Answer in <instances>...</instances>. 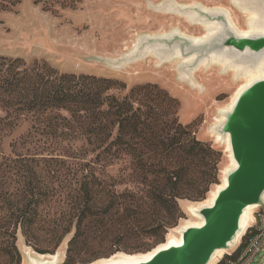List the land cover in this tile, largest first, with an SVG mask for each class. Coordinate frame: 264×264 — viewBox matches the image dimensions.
<instances>
[{"label": "rangeland", "instance_id": "1", "mask_svg": "<svg viewBox=\"0 0 264 264\" xmlns=\"http://www.w3.org/2000/svg\"><path fill=\"white\" fill-rule=\"evenodd\" d=\"M198 11L231 16L240 31L250 30L253 13L259 25L264 23L260 0H0V56L20 58L29 65L44 62L61 74L117 81L125 88L111 93L119 98L144 85H154L165 92L178 103L179 122L188 125L196 140L216 152L218 183L210 188L206 199L231 167L224 141L215 140L214 128L232 93L247 76L244 65L237 70L231 63L218 59L187 64L175 57L172 49L159 47L156 39L174 34L202 38L209 30L208 24L214 23L203 21L197 16ZM30 126V117L20 121L19 127L0 145V264L15 263L12 239L7 234L14 228L13 223L9 224V216L23 206L16 195L29 181L33 193L45 192L47 197L33 212L40 218L33 226L38 236L35 246L25 242L17 227L15 246L20 264H27L29 257L38 255H54L55 264H91L120 252H149L176 235L178 228L192 218L187 208L202 202L179 201L182 218L168 230L164 242L157 244L150 234L138 232L141 223L137 221L130 234L117 222L110 230L93 235L101 230L96 222L100 216L95 215L96 218L85 221L84 235L68 253V243L76 229L71 189L86 181L83 176L89 173L87 181L98 192L96 205L101 207L103 191L121 193L135 182L133 166L124 156L118 160L103 155L102 162L88 163L97 152L92 154L83 140L54 141L40 135L28 138ZM22 158L37 162L23 163ZM154 162L161 163L160 167L170 164L164 156L154 157ZM84 163L88 165L82 167ZM256 213L264 215V199ZM65 229L71 232L58 247L45 242L50 233ZM248 237L249 233L242 237V246ZM233 249L215 264L224 261ZM251 264H264V250Z\"/></svg>", "mask_w": 264, "mask_h": 264}, {"label": "trees", "instance_id": "2", "mask_svg": "<svg viewBox=\"0 0 264 264\" xmlns=\"http://www.w3.org/2000/svg\"><path fill=\"white\" fill-rule=\"evenodd\" d=\"M124 88L110 79L61 74L44 62L29 65L20 58L0 56V145L20 121L30 117L28 138L83 140L92 154L97 152L88 163L102 162L103 155L118 160L124 156L133 166L135 182L121 193L103 191L101 207L96 205L98 192L87 181L89 173L83 176L86 181L71 189L76 229L68 253L84 235L85 221L95 215L100 216L96 222L101 230L93 235L110 230L117 222L130 234L137 221L141 223L139 233L150 234L154 244L163 243L168 230L182 218L179 201H203L218 183L216 152L179 122L178 103L154 85L137 86L122 98L111 93ZM143 147H150V152ZM157 156L167 158L169 166L160 167L161 163L154 162ZM22 162L37 161L22 158ZM30 186L29 181L16 195L24 204L9 216V224L14 226L7 232L12 239L11 252L16 255L14 264H20L15 246L17 227L26 243L35 246L38 242L33 226L40 218L33 212L47 196L45 192L33 193ZM70 232L56 231L44 240L56 248ZM228 258L218 264H226Z\"/></svg>", "mask_w": 264, "mask_h": 264}, {"label": "water", "instance_id": "3", "mask_svg": "<svg viewBox=\"0 0 264 264\" xmlns=\"http://www.w3.org/2000/svg\"><path fill=\"white\" fill-rule=\"evenodd\" d=\"M260 3L264 9V0ZM196 13L203 21L216 25L212 36L194 43L190 38L174 34L167 39H156L159 47L172 49L179 58L193 55L194 65L225 53L232 63L244 68L253 69L262 62L264 72V34L250 32L242 36L224 13ZM221 115L223 120L214 132L223 140L227 138L234 167L224 172L226 184L216 192L211 205L196 211L202 225L183 229L179 245L159 249L148 260L130 264H207L216 250L232 249L230 244L240 229L244 209L263 204L264 77L248 85Z\"/></svg>", "mask_w": 264, "mask_h": 264}, {"label": "bare ground", "instance_id": "4", "mask_svg": "<svg viewBox=\"0 0 264 264\" xmlns=\"http://www.w3.org/2000/svg\"><path fill=\"white\" fill-rule=\"evenodd\" d=\"M256 18H257V15L255 13H253L251 25H250V30L240 31L234 25L231 16L227 17L230 25L242 36H248L250 34V32H256V33L264 34V27L262 28V26L259 25L256 22V20H254ZM208 26H209V30L204 36H202V38H191L194 43L202 42L205 39H207L209 36H212L215 33L217 28L214 26V24H208ZM174 56L179 59V56L175 52H174ZM211 57H212L211 59H218V60H221L223 63H226V64L231 63L233 65V67H235L237 70H239L241 67V65L232 63L231 60L229 58H227V55L225 53H221L219 55H212ZM193 58H194V56L192 55L189 58H180V60L182 62L188 64L189 62L192 61ZM205 61H206V59H204L200 63H204ZM245 75L247 76V80L244 83H242L240 86H238V88L235 90V92L232 93L229 105L227 106V108L225 110L228 111L230 109V107L236 101L237 97L240 95V93L248 85H250L253 81L258 80V79H262L264 77L263 63L259 62L253 69L245 68ZM225 110H222L221 114ZM221 120H223L222 115H221L220 119H218V122ZM215 140L220 141L223 139L221 138L220 135H216ZM223 141H224L223 143L225 144L226 151L228 152L227 153L228 157L230 159L229 147L227 145V138H225V140H223ZM230 163H231V166L234 167V162L231 159H230ZM225 184H226L225 179L222 178L221 183L219 185H216L215 189L210 192L209 196L205 200L198 203L196 206H189L187 208V211L193 219L191 218L190 220L186 221L183 226L178 228L176 235L169 236L167 238V240L165 241V243L157 246L153 250L146 252V253H142V254L138 253V254L129 255V254H124V253L120 252V253L114 254L110 258L96 260V261L92 262L91 264H130V263H137L140 261L148 260L159 249L167 248L170 245H179L181 243V231L183 229L188 228V227H198V226L202 225L201 217L196 213V211L203 206L211 205L213 199L216 196V192L223 189ZM263 199H264V197H263ZM258 207H259L258 205H252V206H248L244 209L243 214H242L241 219H240V229L230 244L231 248L237 247L239 245V243L241 242L243 235L245 234L246 230L249 228L250 224L253 222L254 211ZM227 253H228L227 249L216 250L214 252V254L212 255L210 261L207 264H215L217 261L222 259V257L224 255H226ZM55 262H56V257L54 255H38V256H35L34 258L29 257L27 259V264H55Z\"/></svg>", "mask_w": 264, "mask_h": 264}, {"label": "built area", "instance_id": "5", "mask_svg": "<svg viewBox=\"0 0 264 264\" xmlns=\"http://www.w3.org/2000/svg\"><path fill=\"white\" fill-rule=\"evenodd\" d=\"M253 217V222L243 235L244 237L249 233V237L243 246L240 242L228 254L229 258L226 264H251L254 258L264 250V215L262 213H256Z\"/></svg>", "mask_w": 264, "mask_h": 264}]
</instances>
